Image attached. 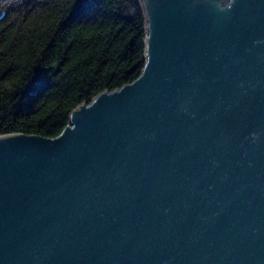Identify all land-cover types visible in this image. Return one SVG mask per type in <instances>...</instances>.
<instances>
[{"label":"water","instance_id":"95a60500","mask_svg":"<svg viewBox=\"0 0 264 264\" xmlns=\"http://www.w3.org/2000/svg\"><path fill=\"white\" fill-rule=\"evenodd\" d=\"M140 1L138 77L0 134V264H264V0Z\"/></svg>","mask_w":264,"mask_h":264},{"label":"trees","instance_id":"16d2710c","mask_svg":"<svg viewBox=\"0 0 264 264\" xmlns=\"http://www.w3.org/2000/svg\"><path fill=\"white\" fill-rule=\"evenodd\" d=\"M140 0H0V134L54 137L145 64Z\"/></svg>","mask_w":264,"mask_h":264}]
</instances>
